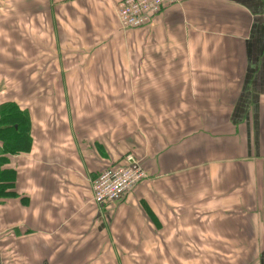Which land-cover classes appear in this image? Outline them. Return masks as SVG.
Segmentation results:
<instances>
[{
  "label": "crops",
  "instance_id": "obj_1",
  "mask_svg": "<svg viewBox=\"0 0 264 264\" xmlns=\"http://www.w3.org/2000/svg\"><path fill=\"white\" fill-rule=\"evenodd\" d=\"M48 1L58 2L60 11L51 15L50 6L49 14L44 11L46 25H42L43 38L51 46L54 44L50 42V35L55 37L56 34L59 42H54L67 62L78 59L82 60L81 64L88 66H109L122 71L127 66L129 69V65L134 62L140 64L141 54L154 47L156 55L168 52L166 59H156L158 66L154 68V97H178L181 98L179 104L187 108L197 104L199 110H203L199 114L200 120L207 114L211 121H221L223 112L227 111L225 109L230 108L226 116H229L233 128V135L229 136L234 139L231 144L243 146L241 154L234 155L238 160L233 161L235 167L233 169L232 165L230 173L234 176L237 169L250 171L251 185L246 190L251 193L253 200L244 203L247 225L252 226L257 234L258 264H264V0H190L167 7L155 15L148 25L137 29L139 31L133 33V39L124 46L111 41L112 28L109 29V41L91 42L88 45L81 41L84 32L107 29L108 16H112L115 23L112 9L119 0ZM109 49L112 50V56V53H107ZM120 49L125 51L124 54L116 56ZM80 69L79 79L88 80L84 69ZM61 74L66 75L63 72ZM63 75H58V79L61 80ZM90 79L107 82L104 89L77 91L79 97L95 98L90 101L92 105L96 103L95 107H98L96 98L100 96L108 97L102 109L114 110L113 98H133L136 95L135 87H112L109 81L116 80H110L108 72L98 73L95 70ZM223 98H227V101ZM161 101L154 102V106L160 105ZM81 102L73 104L74 107L82 109ZM10 103L13 101H6L2 105L7 104V109H14ZM68 107H71L70 101L63 104L62 108L67 112ZM32 111L31 116H36V110L32 108ZM61 125L60 130H65L66 138H40L37 136L36 124L35 128L32 126L30 129L32 142L27 139L26 146L21 144L12 154L6 155L8 165L5 167L10 164L9 168L16 178L13 182V198H0V264H83V258L88 255L84 252L93 249L89 245L83 248V242H98L103 237L102 233L90 231L99 228L105 209L119 202L96 207L89 198L83 204V201L76 199V195L103 170L122 163L124 154L130 151L117 145L109 134L84 137L74 125H69L68 120L61 122ZM55 132H59L58 127ZM196 133L180 136L182 139L176 138L177 143L176 139L168 136L165 147L159 150L158 147L154 148V153H149L153 157L154 174L158 171L165 175L187 172L192 166L187 163L190 161L200 162L193 165L192 169L206 168V147L210 142V160L215 162L214 172H208V175L215 178V184L218 181L215 192L220 195L228 182L223 179L226 170L222 166L226 154L223 152L224 139L227 136L220 132L218 137L213 132ZM46 139L49 144L51 141L55 145L65 143L61 145L64 146V155L46 161L40 152L41 148H45ZM48 150H51V146ZM36 165L40 168L36 169ZM178 166L181 167L179 170L176 169ZM252 166L255 167L253 171ZM237 187H232L235 188L234 192L244 191ZM135 188L132 187L125 195ZM88 204L93 207L92 214L88 212ZM214 206L211 211L217 214L222 210L219 212L222 215V206ZM83 213L90 223L86 232L68 231V219L82 218ZM198 220L201 225V217ZM206 220L210 223V219ZM197 222L194 220L193 224L199 225ZM160 223L162 225L161 221L155 224L159 226ZM63 225L65 229H62ZM172 236L173 232L148 236L147 239L159 242L154 244L157 248L154 254L152 250L143 254L141 250L115 251L106 248L94 263L86 264H136L133 257L148 258L151 253L159 256V250L162 252L169 247L170 243L165 242L171 240ZM184 237L187 236L184 234ZM66 241L71 242L70 245ZM170 251L166 252L168 257L179 255L173 249Z\"/></svg>",
  "mask_w": 264,
  "mask_h": 264
},
{
  "label": "rangeland",
  "instance_id": "obj_2",
  "mask_svg": "<svg viewBox=\"0 0 264 264\" xmlns=\"http://www.w3.org/2000/svg\"><path fill=\"white\" fill-rule=\"evenodd\" d=\"M121 1L123 0L116 2L112 9L115 23L112 16H108L105 26L107 29L82 33L81 41L84 45L109 41L110 28L114 30L110 33L113 35L111 41L117 45L124 46L127 41L133 39V33L140 28L124 29L119 23L117 7L119 8ZM49 6L51 15L60 11L58 2L48 0H0V129L8 123L13 124L14 130H19L24 144L27 145V139L32 142L30 129L32 126L35 128L36 124L37 136L40 138H66L65 130H60V127L61 122L68 120L69 125H74L77 132L80 131L84 137L95 138L109 134L117 145H122L126 151H130L126 152V155L134 154L141 167L144 169L145 166L146 173L148 172L141 184L119 202L112 204L111 208L105 209L99 228L90 231L102 233L103 237L99 238L98 242H83V248L88 245L93 248L92 251L84 252L88 255L83 258V264L94 263L106 248L115 251L141 250L143 254L152 250L154 254L157 249L154 244L158 241L154 242V239L147 237H154V233L172 232L173 238L165 242L170 243L169 247L165 251L162 249L164 252L159 250V256L151 253V257H133L132 260H136V264H258L257 234L252 226L247 225V209L244 204L253 200L251 193L246 190V187L251 185V174L250 171L240 169L234 171V176L230 173L232 165L233 169L235 167L233 161L238 160L234 155H240L243 147L231 144L234 139L229 136L233 135V128L229 116H226L230 108L225 109L227 111L223 112L221 121H211L207 114L200 120L199 114L203 113V110H199L197 104L187 108L179 104L181 98L154 97V68L158 66L156 59L168 57V52L165 51L156 55L154 47L141 54L140 64L134 62L129 65V69L127 66L122 71L109 66H88L81 64L82 60L78 59L67 62L54 42H59L56 34L55 37L50 35V42L54 44L51 46H48L43 38L42 25H46L43 14L44 11L49 14ZM124 52L120 49L116 56H122ZM107 53L111 54L112 50H107ZM81 67L88 80L79 79ZM95 70H98V73L108 72L110 80H116L109 81L112 87H135L136 95L133 98H113L114 110L102 109L108 97L100 96L96 98L98 107H95L96 103L92 105L90 102L95 98L79 97L77 92L80 89H104L106 81L90 79ZM62 72L66 75L61 74ZM122 73L124 75H121ZM58 75H63V78L58 79ZM67 94L70 96L67 97ZM80 100L83 111L81 107L73 105L80 104ZM159 100H162L160 105L154 106V102ZM223 100L227 101V98ZM6 101H13L9 105H13L14 109H7V104L3 106ZM69 101L71 107H68L66 112L62 107ZM37 106L40 107L36 109ZM32 108L36 110V116H31ZM16 119L18 126L12 123ZM49 127L52 128L50 132ZM57 127L59 132H55ZM196 132H213L217 137L224 133L223 136H227V139H224L226 143L223 152L226 154L222 166L226 170L223 179L228 182L220 195L215 192L218 181L215 184V178L208 175V172H214L215 162L210 160V142L206 147V168L192 169L193 165L200 163L195 160L196 162H187L192 164L190 169L187 168V172L165 175L164 172L158 171L154 174L153 157L149 153H154V148L158 147L159 150L165 147L168 136L173 140L182 139L180 136ZM191 137L194 138L195 135ZM177 141L178 139L175 143ZM64 144L55 145L54 141L49 144L46 139L45 148H41L40 152L46 161H49V158L55 159L58 155H64V146H61ZM5 149L11 150L4 141L0 142V177H3V180L8 177L7 181L2 180L0 185H12L16 177L9 168L10 164L5 167L8 165L6 155L12 153H3ZM35 168L40 167L36 165ZM180 168L178 166L176 169ZM254 168L252 166V171ZM8 172H11L9 176ZM91 183H87L84 190H79L76 195V199L83 201V204L86 203V198L90 199ZM259 184L262 185V177ZM13 185L6 189V194L13 193ZM234 185L244 191L234 192ZM0 198L8 200L13 196ZM214 204L222 206V215L219 214L222 210L217 214L211 211L215 208ZM87 209L92 214V205L88 204ZM84 215L85 213L82 218H69L66 225L68 231L86 232L89 220H86ZM199 217L202 220L201 225L197 222ZM206 219H210V223ZM194 220L199 225L195 226ZM159 221L162 225L160 223L156 226L155 223ZM66 226L63 225L62 229ZM184 234L187 237H184ZM65 243L70 245L71 242ZM172 249L179 255L168 257L166 252H171Z\"/></svg>",
  "mask_w": 264,
  "mask_h": 264
},
{
  "label": "built area",
  "instance_id": "obj_3",
  "mask_svg": "<svg viewBox=\"0 0 264 264\" xmlns=\"http://www.w3.org/2000/svg\"><path fill=\"white\" fill-rule=\"evenodd\" d=\"M190 0H123L117 17L124 29L141 28L150 23L161 10ZM147 177L139 161L131 154L122 163L103 170L91 184V200L96 206L113 203Z\"/></svg>",
  "mask_w": 264,
  "mask_h": 264
},
{
  "label": "trees",
  "instance_id": "obj_4",
  "mask_svg": "<svg viewBox=\"0 0 264 264\" xmlns=\"http://www.w3.org/2000/svg\"><path fill=\"white\" fill-rule=\"evenodd\" d=\"M17 121H18V119H16L15 121L12 122V123H14V126L15 125L18 126V122ZM3 141H4V144L11 149V150L5 149V150H3V153H7V152L13 153L16 150L14 148H20L21 144L24 145V141L21 139V134L18 132V130H14L13 124H9V123L7 125H5L3 128L0 129V142L3 143ZM10 174H11V172L7 173L8 176ZM7 179H8V177L5 178L4 180H3V177H0V182L2 180L4 182H6ZM12 185H13V182H12ZM12 185L11 184H6V185L2 184V185H0V196L1 197H12L13 194H10L8 192H7L8 194L5 193L6 189L7 188H11Z\"/></svg>",
  "mask_w": 264,
  "mask_h": 264
}]
</instances>
